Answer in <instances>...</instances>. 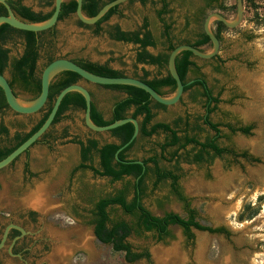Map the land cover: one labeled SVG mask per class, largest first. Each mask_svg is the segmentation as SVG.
<instances>
[{"label": "rangeland", "instance_id": "374dc122", "mask_svg": "<svg viewBox=\"0 0 264 264\" xmlns=\"http://www.w3.org/2000/svg\"><path fill=\"white\" fill-rule=\"evenodd\" d=\"M45 1L24 0L35 10L47 12L50 8L45 6ZM158 1L128 0L122 3L120 13L104 22L100 33L95 32L94 24L80 25L81 20L76 14L60 21L54 38L49 34L43 37L47 44L42 49L39 66L43 67L50 53L57 57L109 63L128 75L134 72L142 75L143 70H147L152 77L158 67L135 66L138 46L114 40L110 32L117 25L126 31L136 30L148 18L156 39L163 42L162 24L154 9V2ZM243 1L242 21L236 27L227 26L221 34L219 58L197 57L196 62L215 93H221L218 110L212 114L213 121H234L236 118L253 125L248 136L233 135L221 127L222 133L230 136L231 141L221 138L220 143L227 145L231 142L238 148H247L259 161L225 157L216 158L211 164L182 162L180 185L191 207L197 210L198 219L213 227H225L229 234L193 230L194 239L189 240L183 229L172 226V237L163 241L153 233L129 237L128 241L135 248L149 249L152 264H264V0ZM189 3L194 13L204 7L203 0H190ZM219 3L227 9H209L204 18L193 15L188 24L190 6L172 0L174 11L167 20L174 22L176 40L194 42L204 30L206 18L213 12L221 13L230 21L237 18V0H220ZM216 21L211 23L213 31L216 30ZM7 47L12 58L22 52L19 39L12 40ZM162 48L161 45L158 49H148L157 54ZM200 50L211 52L213 43L201 46ZM218 67L221 72H217ZM5 75L11 78L9 70ZM85 84L93 91L99 109L110 119L113 104L121 94L92 83ZM16 92L21 99H31V95L21 89ZM164 92L172 94L168 88ZM192 94L188 91L181 102L158 111L156 121L172 122L186 111L203 115L205 110L200 103L192 101ZM67 116L51 127L50 133L55 138L41 139L28 153L0 171V242L6 227L16 224L26 230L28 236L25 240L29 247L27 254L15 258L9 254L15 242L7 241L6 247L0 251V264H150L145 259L127 262L124 253L114 251L111 245L102 243L95 236L94 227L89 224L91 199L118 192L129 179L112 182L110 178L96 176L91 171L74 170L81 161L80 147L68 139L58 138L66 129L72 136H80L83 140L88 136L101 143L113 139L110 132L90 130L85 125L82 111L71 110ZM36 120L32 122L10 111L0 113V127L8 126L11 136L23 127L29 131ZM207 133L214 136V132L208 130L201 133V137ZM163 140V135L139 138L130 157L143 158L148 149ZM5 142V135L0 133V145ZM27 163L31 173L25 170ZM95 164L98 165V160ZM163 165L172 167L174 164L164 162ZM170 191V181L157 188L149 182L145 205L159 216L172 211L187 217L183 203ZM36 199L42 204H34ZM31 212L36 214L37 221H32ZM109 212L112 218L132 220L117 206L110 207ZM253 212L255 215L250 217Z\"/></svg>", "mask_w": 264, "mask_h": 264}, {"label": "trees", "instance_id": "16d2710c", "mask_svg": "<svg viewBox=\"0 0 264 264\" xmlns=\"http://www.w3.org/2000/svg\"><path fill=\"white\" fill-rule=\"evenodd\" d=\"M111 1L113 0H83V12L88 17H94L105 4ZM141 1L146 3L147 0ZM180 2L189 6L191 5L189 3L190 0H180ZM203 2L204 7L196 13L192 11V5L189 7L187 11L188 24H190V18L193 15L203 16L204 18L206 17V11L209 9H227L219 3L220 0H203ZM8 3L18 17L29 22L48 20L54 13V8L49 13L42 14V12H34L30 7L22 5L20 1L8 0ZM171 5L172 0H159L158 2H154L156 16L163 28V42H159L156 39L148 18H145L141 27L136 30L126 31L117 25L110 32V36L114 40L137 45L135 66L138 64L155 65L159 69L156 75L151 77V73L147 70H143L142 75L137 72L128 75L123 70L113 68L109 63L93 62L88 59L71 60L98 75L109 77L133 76L140 78L163 96L167 95L164 92L165 88H168L171 93L175 92L177 83L168 70L170 52L181 44H190L200 49L201 46L212 43V40L203 30L194 42L189 40L178 42L173 31L174 22L167 20V16L174 11ZM119 7L120 5H117L109 9L95 24L96 33L102 31V24L104 22L108 21L113 15L120 13ZM76 10L77 0L63 2L59 20L75 14ZM7 14L6 6L0 3V15ZM80 23L86 26L83 22ZM216 24L217 26L214 32L221 41V34L227 26L220 20H217ZM53 28L35 32L20 30L6 23L0 25V72L5 74L7 70L10 71L11 78H9V82L16 95H18L16 92L17 89H21L30 94L31 99H36L40 95L42 70L47 64L58 58L55 54L49 53L43 67L39 66L42 49L47 44L44 43L43 37L49 31L53 30ZM17 39L20 40L22 52L12 58L11 50L7 47V44ZM161 45L163 48L157 54L152 53L148 49L149 47L158 49ZM51 46H53L52 43ZM217 57L218 55L214 58ZM196 58L197 56L193 52L189 50L182 51L176 58V69L184 83H187L191 79L194 80V82L185 86V93L192 91L191 99L194 103H200L202 105L205 110L203 115L186 111L184 115L177 116L172 122L156 121L157 112L167 110L168 106L155 101L144 89L125 84H94L98 87L121 94L113 104L112 117L107 119L104 112L97 106L94 100V93L89 88L93 96L91 116L96 125H109L126 117H134L140 121V135L119 153L120 159L127 162L117 161L115 154L133 136L135 126L132 122H128L111 130L110 134L114 139L111 142L101 143L98 139L90 136L86 140H83L80 136H72L68 129L58 137L60 139H68L69 142L77 144L80 147L81 161L75 167V171H91L96 176L110 178L112 182L129 179L125 186L118 192L98 199H91L92 206L88 209L91 216L89 224L93 225L94 234L97 239L104 244L111 245L114 251L124 253V258L129 263L145 259L148 263L152 264L149 249H137L128 241V238L132 235L143 237L146 233H153L159 241H163L166 238L172 237V226L183 229L189 240L194 239L193 230L207 231L212 234H229V231L225 227H213L198 219L197 210L191 207V203L180 185V179L182 178V174H180L182 170L181 163L186 162L188 164L198 165L205 163L211 164L216 158L232 157L239 159L241 156H248L247 152L239 154L235 144L231 142L227 145L220 143L221 138H227L228 141H231L230 136L222 133L221 127L229 128L232 132L240 131L244 134H250L253 125L236 127L231 122L213 121L212 114L218 110V105L221 102V93L216 94L214 92L205 74L201 71V67L196 62ZM216 70L217 72H221L220 67ZM190 74H192V78H190ZM79 82L89 83L78 73L70 70L61 71L55 75L50 84L48 101L35 115H21L13 112L6 100L4 90L0 87V113L10 111L15 115L24 116L32 122L33 119H37L29 131H26L25 127H23L22 130H16L13 136H11V130L8 126L2 125L0 127V133L6 137V142L0 145V161L7 157L44 124L57 95L65 87ZM182 100L183 97L180 102ZM85 109L86 99L83 94L77 91L69 92L62 100L52 127L68 118L67 113L69 111L77 110L84 113ZM208 130L214 132V136L207 133L202 138L201 133ZM161 135L164 136V140L157 142L148 149L143 158L130 157V151L137 144L139 138H151ZM49 136L55 138L49 130L42 139L48 138ZM138 159H142L145 165L128 162ZM96 160H98V165L95 164ZM164 162L174 165L167 167L163 165ZM25 170L27 173H31L29 163L26 164ZM167 181H170L171 194L183 203L188 214L187 217L172 211L159 216L154 214L145 205L144 199L148 195V183L151 182L154 188H157L161 183ZM115 206L120 208L125 215L130 216L132 220L112 218L109 208ZM32 214L36 215L34 212ZM254 215L255 212L250 214V217Z\"/></svg>", "mask_w": 264, "mask_h": 264}, {"label": "water", "instance_id": "95a60500", "mask_svg": "<svg viewBox=\"0 0 264 264\" xmlns=\"http://www.w3.org/2000/svg\"><path fill=\"white\" fill-rule=\"evenodd\" d=\"M64 1L66 0H55L54 13L48 20L42 22H29L18 17L14 13L13 9L11 8L7 0H0V3H3L6 6L8 12L7 15H0V25L6 23L20 30L35 31V32L49 30L57 24L59 20L60 11L62 8V3ZM126 1L128 0H113L105 4L94 17H88L83 12V8H82L83 0H77L76 15L84 24L93 25L96 24L109 11V9L117 5H121ZM243 15H244L243 0H237V18L235 20L230 21L224 15L218 12H213L210 15H208V17L204 22V31L212 40L213 50L211 52L204 53L199 48L194 47L190 44L178 45L173 51L170 52L169 60H168V70L177 83V88L175 92H173L171 95H166V96L161 95L152 86H150L148 83L137 77H133V76L109 77V76H102L92 73L89 70L80 66L78 63L74 62L73 60L65 57L56 58L55 60L47 64L45 68L42 70L41 93L36 99L24 100L19 98L16 95L15 91L13 90L8 77L1 72H0V87L4 90L6 100L11 110L21 115H35L46 105L49 98L50 84L53 78L55 77V75H57L58 73L64 70L74 71L78 73L85 81H88L89 83L92 84L134 85L147 91L155 101L167 106H172L179 103L180 100L182 99L185 93V86L187 84L194 82V80H190L187 83L183 82L181 76L179 75L176 69L177 56L184 50H189L193 52L194 55H196L197 57L206 58V59L216 56L220 50L221 42L211 28L212 20H220L226 26L233 28L240 24ZM72 91H77L82 93L86 99L84 122L85 125L90 130L94 132H110L111 130L128 122H132L134 124L135 132L133 136L128 142L122 145L115 154V158L117 161H123L120 159L119 153L123 151L125 148H127L140 135V121L134 117H126L117 120L109 125H105V126L96 125L92 120V116H91L93 96L91 94L89 87L85 84V82H79L65 87L57 95L53 107L50 111V114L47 117L44 124L34 134H32L26 141H24L20 146H18L15 150H13L7 157H5L0 161V171L12 165L14 161H16L21 155L26 153L32 146H34L35 143H37L39 140L43 138V136L51 129L54 119L57 115L58 109L62 103V100L69 92ZM123 162H127V161H123ZM128 162H136L145 165L142 159H138L135 161H128ZM11 228L19 229L22 232V234L26 233V230L19 225L16 224L8 225L4 231L3 238L0 242V250L5 246ZM11 248H10V252H11Z\"/></svg>", "mask_w": 264, "mask_h": 264}, {"label": "flooded vegetation", "instance_id": "af4514ba", "mask_svg": "<svg viewBox=\"0 0 264 264\" xmlns=\"http://www.w3.org/2000/svg\"><path fill=\"white\" fill-rule=\"evenodd\" d=\"M8 1V0H7ZM14 1H20V3L22 4V5H24V6H28V7H30L34 12H37V13H39V12H42V14H47V13H49L50 11H52L53 10V8H54V5H55V0H46L45 2V6H47V7H49L50 9L47 11V12H44V11H39V10H35L32 6H30V5H28V4H26L25 2H24V0H14ZM66 1H68V0H66ZM65 2V1H64ZM54 10H55V8H54ZM61 12V11H60ZM76 14V13H75ZM72 15H74V14H72ZM71 15V16H72ZM70 17V16H69ZM69 17H66V18H63V19H60V20H58V22H57V24L60 22V21H62V20H64V19H67V18H69ZM81 21H79V24L80 25H82L81 23H80ZM57 24L54 26V28H53V30H51V31H49L47 34H49L51 37H55L56 36V26H57ZM85 25H87V24H85ZM82 26H84V25H82ZM94 27H95V24L93 25ZM215 57V56H214ZM214 57H212V59H217V58H219V56L217 57V58H214ZM65 58H67V57H65ZM158 73V71L154 74V75H156ZM9 79V78H8ZM191 80H193V79H191ZM189 82V81H188ZM215 92V91H214ZM185 94V93H184ZM184 96V95H183ZM227 123L229 122H231L234 126H236V127H241V126H250V125H252V124H246V123H243V122H241L240 120H237L236 118H235V120L234 121H232L231 119L230 120H227L226 121ZM231 134H240V135H246V136H248V135H250V134H244V133H242V132H240V131H238V132H232L231 131V129H229V128H226ZM253 129V128H252ZM251 132H252V130H251ZM236 146V145H235ZM236 149H237V152L239 153V154H241V153H244V152H247L248 153V156H246V157H239L240 159H242V160H245V161H247V162H258L259 161V158L258 157H256L254 154H252L247 148H238V147H236ZM252 159V160H251ZM253 159H257V160H253ZM30 218L32 219V221H37V218H36V216L35 215H33L32 214V212L30 213ZM0 226H1V221H0ZM28 235L27 234H25V235H23L22 234V232L20 231V230H18L17 228H11L10 229V231H9V234H8V238H7V241H9V240H12L13 242H15L13 245H12V248H11V252L13 253H11V252H9V254L11 255V256H14L15 258H19V255H20V257L21 256H23V255H25V254H27L28 252H29V247L27 246V243H26V237H27ZM6 241V242H7ZM4 247H6V243H5V246ZM4 247L2 248V249H4ZM1 249V250H2ZM0 250V251H1Z\"/></svg>", "mask_w": 264, "mask_h": 264}, {"label": "bare ground", "instance_id": "6f19581e", "mask_svg": "<svg viewBox=\"0 0 264 264\" xmlns=\"http://www.w3.org/2000/svg\"><path fill=\"white\" fill-rule=\"evenodd\" d=\"M34 204H38V205H39V204H42V201H41L40 199H36V201H35ZM38 205H37V206H38Z\"/></svg>", "mask_w": 264, "mask_h": 264}, {"label": "crops", "instance_id": "0c3cea01", "mask_svg": "<svg viewBox=\"0 0 264 264\" xmlns=\"http://www.w3.org/2000/svg\"><path fill=\"white\" fill-rule=\"evenodd\" d=\"M112 139H113V138H112ZM113 140H114V139H113ZM113 140H112V141H113ZM109 142H111V141H109Z\"/></svg>", "mask_w": 264, "mask_h": 264}]
</instances>
